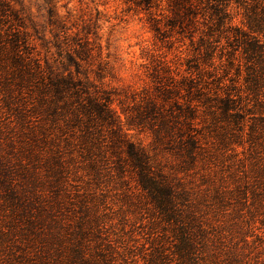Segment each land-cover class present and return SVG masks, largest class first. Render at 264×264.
<instances>
[{"label": "rangeland", "instance_id": "374dc122", "mask_svg": "<svg viewBox=\"0 0 264 264\" xmlns=\"http://www.w3.org/2000/svg\"><path fill=\"white\" fill-rule=\"evenodd\" d=\"M126 1L129 4L126 5ZM132 2L0 0V5L10 7L20 19L18 29L30 42L29 50L24 51L29 54L24 57L37 59L41 67L55 74L71 73L73 78L89 82L90 92L96 98L110 93L111 108L123 123L125 117L119 101L123 100L124 106L131 105L132 94L138 97L142 91L152 93L156 85L152 76L155 73L161 77L167 75L163 68L167 67L171 75H178L176 80L187 76L189 60L198 66L191 71L201 82L203 92L213 95L218 91L222 96L230 93L243 109L247 105L251 113L264 115V87L258 95L245 89L249 63L241 51L231 56L232 49L224 34L214 36L219 43L214 45L212 58L206 57L197 41L191 44L189 39L175 34L164 39L155 35L148 16L135 9ZM128 5L132 7L128 9ZM51 6L53 16L49 13ZM245 8L260 13L264 10V0H231L229 9L234 28L247 30L241 24ZM198 27L200 31L205 29L201 24ZM5 29L2 26L1 32ZM198 35L199 32L195 40ZM2 37L5 38L3 34ZM80 46L85 54L79 59L76 52ZM10 55L9 49L0 51V78L6 77L4 70L9 67ZM12 90L13 103L19 105V93L14 86ZM3 96L5 92L0 87V145L8 152L13 149V159L35 162L33 156L37 153L49 158L53 149L50 140L67 152L64 158L69 171L65 174V192L69 196H61L59 202L66 207H72L73 202L77 209V202L83 200L90 208V229L83 241L89 264H264V121L252 122L249 114L240 124L241 128L234 127L221 112L211 114L200 108L195 123L203 128V149L193 166L187 168L175 153L155 145L149 131L123 126L126 140L141 148L152 166L189 196L196 241L193 255L184 261L178 257L174 246V229L157 216L149 199L139 190L124 161L125 153H118L124 161L122 173L112 163L97 165L98 174L92 173L81 157L76 136L67 137L65 143L66 136L52 130L44 132V136L51 133L46 138L47 144L35 147L28 159L24 143L30 142L31 136L19 126L13 112L7 111ZM252 124L254 127L250 128ZM110 156L109 162H114L116 158ZM45 159L35 164L42 165ZM41 170V187L46 190ZM62 213L64 221L75 229L80 221L79 213L65 212V209ZM11 218L0 195V230L7 231ZM9 238L10 242L5 245L12 252L23 245L17 235ZM63 247L64 250L69 247L67 241ZM3 249L7 248H1L0 254L6 258L8 251ZM62 253L67 264L71 252L67 249Z\"/></svg>", "mask_w": 264, "mask_h": 264}, {"label": "trees", "instance_id": "16d2710c", "mask_svg": "<svg viewBox=\"0 0 264 264\" xmlns=\"http://www.w3.org/2000/svg\"><path fill=\"white\" fill-rule=\"evenodd\" d=\"M230 1L133 0L131 4L148 16L147 21L155 35L164 39L175 34L189 39L191 44L197 41L203 55L209 58H212L215 43H219L214 36L224 34L232 49L231 56L241 51L249 63L244 79L245 89L258 95L264 87V10L257 13L245 8L241 24L247 30L234 28ZM48 4L51 5L50 2ZM125 4H129L128 1ZM132 6L127 7L130 9ZM49 13L50 16L54 15L52 6ZM19 23L20 19L10 7L0 5V51L9 49L11 53L9 67L4 70L6 77L0 78V87L5 92L2 99L7 111L13 112L19 126L31 136L30 142L24 143L26 151L23 150L28 152V159L35 147L42 148L40 145L47 144L46 138L51 133L44 136V132L54 130L60 136H66L65 143L68 142L67 137L76 136L81 157L92 173L98 174L97 165L109 163L116 165V169L122 173V163L127 161L139 190L149 199L157 216L174 229V246L178 257L189 260L196 241L189 196L152 166L150 158L141 148L126 140L125 133H122L123 126L149 131L155 145L175 153L182 166L187 168L193 166L203 149V128H198L195 123L200 108L211 114L219 111L234 127L240 128L245 116L251 114L249 119L252 122H262L264 115L251 113L252 109L247 105L243 109L238 99L230 93L222 96L218 91L213 95L203 92L201 82L198 77H193L191 71L197 70L198 66L189 60L187 76L176 80L178 75H171L167 67L163 68L167 75L161 77L155 73L152 76L156 82L152 93L142 91L138 97L132 94L131 105L124 106L123 100L119 101L121 114L125 117L123 123L120 115L111 108L110 93L96 98L90 92L89 82L73 78L71 73L66 76L55 74L47 67H41L37 59L24 57V54H29L24 51L29 50L30 42L18 29L21 27ZM200 24L205 26L204 30L200 31ZM2 26L7 28L3 33ZM197 32L199 35L195 40ZM84 51L80 46L76 52L79 59L85 54ZM12 86L19 93V105L13 103ZM34 122L39 124L35 125ZM253 127L254 124L250 128ZM50 141L53 149H50L49 158H42L40 153L33 156L35 162L45 159L42 165L13 159V149L8 152L0 145V195L12 217L7 231L0 230V249L6 247L3 250L8 251L6 258L0 254V264H27L32 260L36 261L32 264H65L62 252L67 249L72 255L67 264H89L83 251V241L90 229V208L83 200L77 202V209L73 202L70 203L72 207L60 204L61 196H69L65 192V174L69 171L64 158L67 152L64 153L59 144ZM120 151L125 153L124 161L118 155ZM110 155L116 158L114 162H109L112 158ZM39 169L44 173L46 190L41 187L43 182ZM63 209L65 212L79 213L77 219L80 221L75 229L64 221ZM10 235L20 237L23 244L17 248V251L21 250L20 254H15L17 251L12 252L5 245L10 242ZM65 241L69 244L66 250L63 247Z\"/></svg>", "mask_w": 264, "mask_h": 264}]
</instances>
